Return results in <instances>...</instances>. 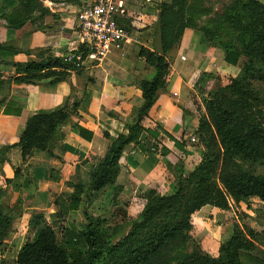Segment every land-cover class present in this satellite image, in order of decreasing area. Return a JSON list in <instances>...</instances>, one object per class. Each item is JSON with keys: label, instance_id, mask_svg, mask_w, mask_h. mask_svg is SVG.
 I'll return each mask as SVG.
<instances>
[{"label": "crops", "instance_id": "obj_1", "mask_svg": "<svg viewBox=\"0 0 264 264\" xmlns=\"http://www.w3.org/2000/svg\"><path fill=\"white\" fill-rule=\"evenodd\" d=\"M90 1L37 0V5L24 17L21 0H0V44L18 50L0 57V73L16 74L14 63L65 56L76 43L79 10ZM124 1L122 21L131 28L135 41L123 50L110 52L96 64L86 61L80 73L71 72L62 81L51 83L50 79H41L22 85L6 82L0 88V205L10 207L14 214L0 245V264H16L21 246L51 224L50 215L58 210L55 199L74 193L77 184L87 188L110 140L126 134L136 120L144 103L140 82L155 74L139 51L141 47L154 50L161 0ZM20 21L22 24L17 26ZM208 52L201 34L186 28L181 45L168 58L171 69L167 84L158 90L154 105L142 121L139 139L122 152L116 181L94 192L80 209L70 211L65 227L84 229L85 206L93 215L110 212L115 213V218L121 214L122 219H134L144 208L149 189L166 195L174 192L180 161L186 173L199 164L202 147L197 141L198 129L201 116L206 114L207 93L198 94L196 90L201 81L199 75L207 66L204 60ZM211 62L215 69L222 66ZM9 101L23 106L21 115L4 113ZM74 102L79 103L76 114L61 124L48 150L32 149L23 158L15 144L27 119L34 113L52 112ZM75 124L91 131V139L74 129ZM192 137L197 139L191 141ZM154 146L157 151L151 150ZM248 200L264 204L258 197ZM230 207L205 205L191 216V234L213 256H218L221 243L232 235L233 223L242 226L249 220ZM247 211L252 212L248 208ZM257 220L253 227L263 230L264 223Z\"/></svg>", "mask_w": 264, "mask_h": 264}, {"label": "trees", "instance_id": "obj_2", "mask_svg": "<svg viewBox=\"0 0 264 264\" xmlns=\"http://www.w3.org/2000/svg\"><path fill=\"white\" fill-rule=\"evenodd\" d=\"M22 16L26 17L37 0H21ZM159 18L162 20L164 53L141 47L139 54L155 69L150 79L140 82L143 105L138 109L136 120L128 126V132L110 140L108 150L94 169L87 188L75 186V192L60 195L55 199L58 210L52 213L51 224L42 228L37 237L28 239L16 256V264H160L157 258L161 251L180 242H189L193 225L191 216L205 205L221 209L230 207L229 197L236 200L258 197L264 201V174L250 171L228 172L218 180V164L221 152L228 156H239L251 162L264 164V114L258 105L259 97L254 93L250 81V69L237 76L214 93L206 103V114L199 121V141L208 149L196 167L185 172L183 163H178V175L172 194H161L149 189L146 203L140 214L132 219L127 233L111 243L104 225L108 218L83 213L86 224L82 230L65 227L70 211L78 210L82 202L88 203L93 193L116 181L120 172V158L125 147L136 142L143 131L142 121L157 99V92L167 84L171 64L168 52L180 43L186 28L197 29L187 13L186 0H161L158 3ZM240 9L249 14L251 22L242 27V46L228 50L227 63L237 65L242 55L264 63V3L261 0H244L236 11L235 6L227 11V17L242 23ZM234 12V16H228ZM22 21L16 24L20 26ZM204 33L207 29H202ZM249 34L248 38H244ZM18 50L0 44V57ZM69 52L66 53V55ZM65 56H50L42 61L14 63L16 74L0 73V88L7 83L30 84L35 80L50 79L51 83L64 80L71 72L80 73L83 66L66 60ZM20 93L25 94L22 90ZM79 103L74 102L52 112L32 114L15 146H19L23 158L32 149L48 150L57 130L68 118L76 114ZM9 108H12L9 110ZM23 106L9 101L5 114L21 115ZM80 134L91 139L92 132L75 124ZM105 137L110 139L109 134ZM18 170L16 174H18ZM116 199V194L113 197ZM14 214L10 207L0 205V245L9 232ZM59 227L61 236L57 235ZM260 249V252L257 250ZM179 264H264V229L249 230L235 226L232 235L224 240L218 256H212L195 242L194 251L182 258Z\"/></svg>", "mask_w": 264, "mask_h": 264}, {"label": "rangeland", "instance_id": "obj_3", "mask_svg": "<svg viewBox=\"0 0 264 264\" xmlns=\"http://www.w3.org/2000/svg\"><path fill=\"white\" fill-rule=\"evenodd\" d=\"M243 1L244 0H186L187 13L193 22L198 26L195 30L201 34L202 42L209 49V52L207 53L208 57L204 60V63L207 66L199 75L201 81L198 82L199 87H197L198 89L196 88V92L198 94L207 93V97L205 99L207 103V101H210L213 98L214 93L220 90V88L228 85L233 78L243 75L246 70L245 67L248 66V71L250 69L249 81L251 87L254 93L259 97L258 105H254L253 109H260L264 114V63L258 59H252L245 55L240 57L237 65L229 64L225 60L228 50L241 48L242 27L247 26L251 22L249 14L240 8V20L242 23H236L235 20L233 21L229 19L226 15L228 9L233 6H235L236 11H238V7H240ZM261 1L264 3V0ZM234 15V12H228V16ZM202 29L208 30L206 34ZM248 37L249 34L244 35V38ZM180 45L181 41L168 52V58L172 57L171 52L174 50L177 51ZM211 61H215L218 65L222 66H220V69H215L211 67L212 65L215 66V64ZM205 101L203 100V102ZM197 141H199V139H197ZM199 143L202 147V160L203 154H205L208 149L205 148L201 141H199ZM239 170L250 171L255 174H264V164L251 162L249 160L242 159L239 156H228L222 151L218 164V180H220V177L224 176L228 172H236ZM229 204L232 208L237 209L236 212L238 214L242 212L243 215H246L245 218H249V220L244 221L242 226L238 222H234L232 225L233 228L238 226L246 231L258 230L257 227H253L255 225L257 226V222L255 221L257 218L259 219L257 220L259 223H264V204L262 202L249 201L248 199L236 200L230 196ZM247 208L252 212H248ZM114 214H110L109 212V214L101 215L108 218V223L105 224L104 227L108 232V238L111 243L116 242L120 237H122V235L129 231L133 219L127 216H125V219H122L121 214H118L115 218ZM260 218H262V220ZM56 232L60 238L61 232L58 226L56 227ZM191 237L192 239L189 242L182 241L178 244L170 245L164 248L156 259L157 263L179 264L183 257L194 251L195 242L201 246L199 239L194 237L192 234ZM257 252L261 254L260 249L257 250Z\"/></svg>", "mask_w": 264, "mask_h": 264}, {"label": "built area", "instance_id": "obj_4", "mask_svg": "<svg viewBox=\"0 0 264 264\" xmlns=\"http://www.w3.org/2000/svg\"><path fill=\"white\" fill-rule=\"evenodd\" d=\"M125 11L124 0L84 3L77 16L76 43L66 55V60L81 66L86 61L96 64L110 52L121 51L135 41L131 28L122 21ZM151 150L158 149L154 146Z\"/></svg>", "mask_w": 264, "mask_h": 264}, {"label": "water", "instance_id": "obj_5", "mask_svg": "<svg viewBox=\"0 0 264 264\" xmlns=\"http://www.w3.org/2000/svg\"><path fill=\"white\" fill-rule=\"evenodd\" d=\"M154 51L158 54L164 53L163 46V32H162V20L159 18L156 26V34L154 38Z\"/></svg>", "mask_w": 264, "mask_h": 264}]
</instances>
